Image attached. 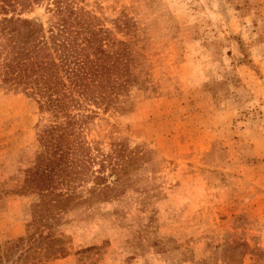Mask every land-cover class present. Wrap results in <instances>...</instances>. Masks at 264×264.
<instances>
[{"label": "rangeland", "instance_id": "obj_1", "mask_svg": "<svg viewBox=\"0 0 264 264\" xmlns=\"http://www.w3.org/2000/svg\"><path fill=\"white\" fill-rule=\"evenodd\" d=\"M51 4L15 13L47 30ZM57 4L127 44L132 82L121 108L77 131L85 162L38 192V133L52 119L0 79V264H264V0ZM49 191L64 198L36 230Z\"/></svg>", "mask_w": 264, "mask_h": 264}, {"label": "trees", "instance_id": "obj_2", "mask_svg": "<svg viewBox=\"0 0 264 264\" xmlns=\"http://www.w3.org/2000/svg\"><path fill=\"white\" fill-rule=\"evenodd\" d=\"M34 1L37 0H0V36L7 50L0 61V79L4 85L30 91L39 112L49 113L52 119L39 130L43 152L37 155L32 171L35 189L47 192L43 188L52 185L53 177L67 173L73 164L77 166L88 158L79 129L91 114L99 109L121 108L119 97L127 94L132 82V54L126 43L96 29L86 12L57 4L60 0L51 4L58 19L47 30L38 21L22 19L15 13V4H22L23 9ZM112 170L116 179L120 171L116 167ZM48 193L55 198L50 200L52 206L36 204L32 212L36 230L44 215L54 210L53 203H61L64 198L62 192ZM22 241L18 238L6 244L13 246ZM227 249L234 248L228 245Z\"/></svg>", "mask_w": 264, "mask_h": 264}]
</instances>
